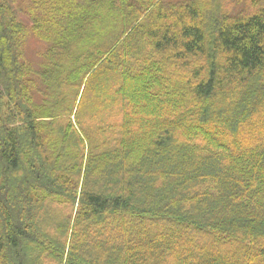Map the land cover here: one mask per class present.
Instances as JSON below:
<instances>
[{
    "label": "trees",
    "instance_id": "16d2710c",
    "mask_svg": "<svg viewBox=\"0 0 264 264\" xmlns=\"http://www.w3.org/2000/svg\"><path fill=\"white\" fill-rule=\"evenodd\" d=\"M228 1L0 0V264H264V5Z\"/></svg>",
    "mask_w": 264,
    "mask_h": 264
},
{
    "label": "rangeland",
    "instance_id": "374dc122",
    "mask_svg": "<svg viewBox=\"0 0 264 264\" xmlns=\"http://www.w3.org/2000/svg\"><path fill=\"white\" fill-rule=\"evenodd\" d=\"M32 0H22L24 3V8L28 12L29 5ZM165 4H174V3H183L187 2L189 0H162ZM227 10H229L232 14H249L256 12L262 8L264 5V0H229L228 1ZM24 20L28 27L31 26V22L28 19V17H24ZM208 24H210V21H208ZM47 44L44 43L41 39H39L37 36H35L32 32L29 33L26 39V45L24 49V56L33 64V66L36 69H40L42 66V63L44 62L43 54L46 50ZM264 185V181H263ZM110 221V220H108ZM111 222V221H110ZM182 239V236L178 234L177 237H175L174 241H177L179 239ZM203 240L201 238L197 239V243L202 242ZM175 250L177 248H174ZM225 254L231 255V252L223 250ZM220 251L216 253L215 255L220 256Z\"/></svg>",
    "mask_w": 264,
    "mask_h": 264
}]
</instances>
